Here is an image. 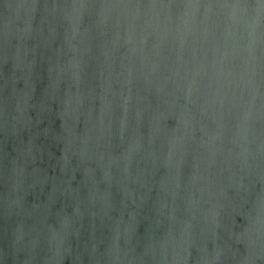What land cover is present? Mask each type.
Returning a JSON list of instances; mask_svg holds the SVG:
<instances>
[{"label": "water", "instance_id": "obj_1", "mask_svg": "<svg viewBox=\"0 0 264 264\" xmlns=\"http://www.w3.org/2000/svg\"><path fill=\"white\" fill-rule=\"evenodd\" d=\"M0 264H264V2L0 0Z\"/></svg>", "mask_w": 264, "mask_h": 264}, {"label": "snow or ice", "instance_id": "obj_2", "mask_svg": "<svg viewBox=\"0 0 264 264\" xmlns=\"http://www.w3.org/2000/svg\"><path fill=\"white\" fill-rule=\"evenodd\" d=\"M262 2H264V0H262Z\"/></svg>", "mask_w": 264, "mask_h": 264}]
</instances>
